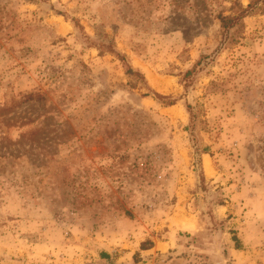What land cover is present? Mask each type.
<instances>
[{
    "label": "rangeland",
    "instance_id": "1",
    "mask_svg": "<svg viewBox=\"0 0 264 264\" xmlns=\"http://www.w3.org/2000/svg\"><path fill=\"white\" fill-rule=\"evenodd\" d=\"M0 264H264V0H0Z\"/></svg>",
    "mask_w": 264,
    "mask_h": 264
},
{
    "label": "trees",
    "instance_id": "2",
    "mask_svg": "<svg viewBox=\"0 0 264 264\" xmlns=\"http://www.w3.org/2000/svg\"><path fill=\"white\" fill-rule=\"evenodd\" d=\"M253 7V5L251 4V5H249V7L248 8H250V7ZM241 9H242V13H245L248 9H244V8H242V6H241ZM243 16V14L241 15V17ZM235 20V18H230V17H223V18H221V22H222V27L223 28H225V29H227V28H229V27H231V26H234L235 24H234V21ZM76 25H78L77 23H76ZM110 51H112V50H110ZM101 53H103V50H101ZM128 72H133V70L132 69H129V71ZM106 257L105 255H102V257Z\"/></svg>",
    "mask_w": 264,
    "mask_h": 264
},
{
    "label": "crops",
    "instance_id": "3",
    "mask_svg": "<svg viewBox=\"0 0 264 264\" xmlns=\"http://www.w3.org/2000/svg\"><path fill=\"white\" fill-rule=\"evenodd\" d=\"M109 252L107 251V250H105L103 253H102V255H105L106 257H104L105 258V260H109V257H108V254ZM110 254V253H109ZM119 260H121V259H119ZM119 260L118 261H116L117 263L119 262ZM110 263V262H109Z\"/></svg>",
    "mask_w": 264,
    "mask_h": 264
},
{
    "label": "bare ground",
    "instance_id": "4",
    "mask_svg": "<svg viewBox=\"0 0 264 264\" xmlns=\"http://www.w3.org/2000/svg\"><path fill=\"white\" fill-rule=\"evenodd\" d=\"M156 86H158V85H156ZM159 89H161V88H159Z\"/></svg>",
    "mask_w": 264,
    "mask_h": 264
}]
</instances>
